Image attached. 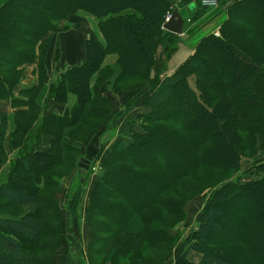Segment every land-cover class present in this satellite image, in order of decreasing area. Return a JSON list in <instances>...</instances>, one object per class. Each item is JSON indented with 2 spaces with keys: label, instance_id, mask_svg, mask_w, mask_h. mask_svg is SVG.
Masks as SVG:
<instances>
[{
  "label": "trees",
  "instance_id": "obj_1",
  "mask_svg": "<svg viewBox=\"0 0 264 264\" xmlns=\"http://www.w3.org/2000/svg\"><path fill=\"white\" fill-rule=\"evenodd\" d=\"M194 3L183 36L164 30ZM81 12L104 43L91 34L84 63L51 79L58 37ZM183 44L193 54L170 74ZM0 102L14 111L10 134L0 111V264H55L82 212L90 264H165L174 252V264H196L192 252L198 264H264V0H0ZM75 171L86 183L69 194ZM186 222L197 223L188 240Z\"/></svg>",
  "mask_w": 264,
  "mask_h": 264
},
{
  "label": "crops",
  "instance_id": "obj_2",
  "mask_svg": "<svg viewBox=\"0 0 264 264\" xmlns=\"http://www.w3.org/2000/svg\"><path fill=\"white\" fill-rule=\"evenodd\" d=\"M167 1L171 2L173 6H177L182 0H167ZM178 11L183 17V19L185 20L188 19V17L185 16L186 8H183ZM89 19H92L95 22V25L98 27V31H99L98 33L95 32L93 28L90 26ZM91 34H95L99 39V41L101 43H104L103 35L99 30V20L96 17L89 15L87 13L84 12L79 13L76 26L70 32L58 37L57 46H60L62 58L59 63L54 62L53 67H54V71H57V74L55 75L52 74L51 79L73 66L82 65L84 63L85 61L84 43ZM99 34L102 39L99 37ZM74 49H76V52L74 51ZM183 53H184L183 56H181L179 59V62H181V64H183V62H185L193 54V51L190 50L189 52H183ZM113 60L114 58L111 57L107 60V62H113ZM177 68L171 67L173 72ZM36 69H37V64L27 66L26 80L24 82L25 86H31L35 82H37V74L35 73ZM48 95H49V84H46L44 90L41 92L38 98V104L40 106H44L47 103ZM0 111L7 113L10 118V127H9V134H10L14 130V122H13L14 111L11 109L10 102H0ZM3 169L4 168L0 170V181L6 176L7 170L5 169L4 172ZM97 174H98V169H94V175H93L94 179L96 178ZM67 190L69 189L67 188ZM196 202L197 201H194L193 203H191V205H189L193 211L195 207L197 210L199 208L197 206H192ZM83 211H84V206H83ZM85 224L86 223L84 222V220H82V224L80 225V227L77 228L76 230L73 229L72 236L69 235V239L71 240L70 244L68 246L66 244L61 254H59L55 258V264H90L89 256H88V246L91 240V233L89 228ZM183 227L189 229V227H191V224L186 222L185 224H183ZM176 258L177 255L176 252H174L165 264H174ZM189 258L194 263L198 264L201 261L202 256L192 252L189 255Z\"/></svg>",
  "mask_w": 264,
  "mask_h": 264
},
{
  "label": "rangeland",
  "instance_id": "obj_3",
  "mask_svg": "<svg viewBox=\"0 0 264 264\" xmlns=\"http://www.w3.org/2000/svg\"><path fill=\"white\" fill-rule=\"evenodd\" d=\"M194 9H196V4L194 3V4H190L189 5V11H188V9H186V11H185V16L186 17H189L191 14H193L192 12H193V10ZM191 11V12H190ZM224 21V17H222V18H219V19H217L216 20V22L215 23H213L212 25H211V27H209L208 29H207V27H206V29L207 30H205L204 32H202L197 38H194L193 40H189V44H196L203 36H206L209 32H212V31H214V30H216L217 28H218V26L222 23ZM89 22H90V26L93 28V30L95 31V32H99L98 31V27L95 25V22L92 20V19H89ZM99 37L101 38V36H100V34H99ZM102 39V38H101ZM189 44H183V47H181V49L179 50L180 52H177L176 53V55L173 57V59L171 60V62H170V64H169V69H170V74H172L173 73V70L171 69V67L172 68H177L178 66H180L179 64H181V62H179V59H180V57L181 56H183V52H189L190 50H192L191 48H192V46H190ZM193 51V50H192ZM178 55V56H177ZM177 56V57H176ZM176 57V58H175ZM174 60V61H173ZM183 62V61H182ZM184 63V62H183ZM52 74L53 75H55V74H57V71H54V67H52ZM51 77H52V75H51ZM192 85H193V81H192ZM121 102H122V99H121V97L118 99V101H117V105L120 107L121 106ZM114 131V129H112L111 131H109V133H112ZM111 134H109V135H106L104 138H103V144H107V143H109L110 141H112L116 136H110ZM84 160V159H83ZM87 161V160H86ZM95 162H98L97 160H93V165L95 164ZM80 163H81V161H80ZM80 163H79V165H80ZM91 163V162H90ZM249 163H252V161H248V160H246V161H244L243 163H242V169H244V170H246L247 169V165L249 164ZM4 169H3V171L5 172V169L7 170L6 171V174H8V169L7 168H5V167H3ZM80 168V167H79ZM81 169V168H80ZM94 169H98V173H99V171H100V162L96 165V167L95 168H93V170H92V172H91V178L89 179V185H88V187H87V194L85 195V197H84V199H85V203H84V210H85V212L88 210V205H87V202H88V200H89V198H88V192H90V184H91V182H93V179H94ZM89 175V176H90ZM85 177H87L86 175H83V174H78L76 171L75 172H73L69 177H68V179H66V181H65V184H64V187H65V190L66 191H70L69 192V194L72 192V190H74L77 186H78V184H80V183H86L85 182ZM6 179V176H5V178H3V179H1V181H0V184L1 183H3V182H6V181H2V180H5ZM67 188L69 189V190H67ZM68 194V195H69ZM204 200H205V202L207 201V197H202ZM63 200V199H62ZM86 200H87V202H86ZM196 204H197V207H199L200 206V200H199V203L198 202H196ZM3 205V202H2V200H0V207ZM10 213V212H9ZM83 215H84V213H83ZM81 219L82 220H84V216L83 217H81ZM197 229V223L195 222V224H193L191 227H189V229H185L183 226H178L177 227V230H180V234H181V237H182V239L184 238V240H188V239H190V237H192V233L195 231ZM43 246H45V242H41L40 244H38V245H35V246H28L29 248H31L36 254H38L39 252H40V250L42 249V247ZM185 248H186V245L184 244V247H183V249H182V251H184L185 250Z\"/></svg>",
  "mask_w": 264,
  "mask_h": 264
},
{
  "label": "water",
  "instance_id": "obj_4",
  "mask_svg": "<svg viewBox=\"0 0 264 264\" xmlns=\"http://www.w3.org/2000/svg\"><path fill=\"white\" fill-rule=\"evenodd\" d=\"M164 30L177 36H182L185 30V20L178 10L172 13L170 20L164 25ZM79 167L81 169L89 170L90 162L83 160Z\"/></svg>",
  "mask_w": 264,
  "mask_h": 264
},
{
  "label": "built area",
  "instance_id": "obj_5",
  "mask_svg": "<svg viewBox=\"0 0 264 264\" xmlns=\"http://www.w3.org/2000/svg\"><path fill=\"white\" fill-rule=\"evenodd\" d=\"M202 6L204 8H216L218 7L219 0H201ZM170 19V15L168 16L167 20ZM216 36H219V34H216Z\"/></svg>",
  "mask_w": 264,
  "mask_h": 264
}]
</instances>
